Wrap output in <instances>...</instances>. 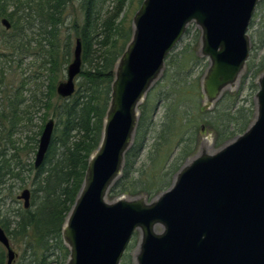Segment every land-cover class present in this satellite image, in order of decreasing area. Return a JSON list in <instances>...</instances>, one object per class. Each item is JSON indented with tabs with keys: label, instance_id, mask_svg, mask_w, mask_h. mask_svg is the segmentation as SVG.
I'll return each mask as SVG.
<instances>
[{
	"label": "water",
	"instance_id": "water-1",
	"mask_svg": "<svg viewBox=\"0 0 264 264\" xmlns=\"http://www.w3.org/2000/svg\"><path fill=\"white\" fill-rule=\"evenodd\" d=\"M259 0H144L132 20V38L116 63L102 139L64 227L66 264H119L132 235L141 231L137 264H264V73L258 81L257 114L246 132L214 155L183 168L176 182L151 204L140 199L105 202L121 175L137 124V109L168 55L190 23L201 33L208 58L204 88L210 100L239 76L249 58L247 30ZM8 30L10 24L1 20ZM81 43L74 42L66 79L57 96L75 92ZM54 121L43 126L33 168L43 163ZM29 207L30 191L18 196ZM160 228V233L155 228ZM6 264L17 254L0 227Z\"/></svg>",
	"mask_w": 264,
	"mask_h": 264
},
{
	"label": "trees",
	"instance_id": "trees-1",
	"mask_svg": "<svg viewBox=\"0 0 264 264\" xmlns=\"http://www.w3.org/2000/svg\"><path fill=\"white\" fill-rule=\"evenodd\" d=\"M75 1L78 5V14L72 17L69 27L74 33L71 48V35L65 34L63 39L61 36L62 29L66 27L69 7L73 5L74 0H0V21L6 19L10 24L8 30L12 31L10 34L3 31L4 44L12 48V43L31 34L33 48L42 51L46 66V85L40 106L36 100H25L21 94H16L14 100L9 101L10 110L3 117L7 120L8 126L0 129V138L8 140L14 153L8 160L7 154L0 150V186L4 184L3 178L6 175L19 176L16 170L19 162L16 158L20 145L12 139L13 135L25 133L28 137L29 150L34 153L39 140L37 137H40L46 120L50 117L49 119L54 121L53 135L42 165L34 170L33 164H28V169L33 174L30 179L29 207L24 209L22 205L5 214L0 209V227L10 242L15 241L20 245L21 254L17 264H50L52 258L56 264L67 263L69 250L64 244L63 226L84 183L89 160L100 145L104 118L111 100L115 65L132 38V19L127 16L125 9L135 1L134 11L137 12L144 0ZM256 17L257 15L250 26L251 28L257 26L254 31L259 34L258 44L254 42L256 46L254 50L257 52L264 48V21L259 28L260 23L255 24ZM76 39L81 43V72L76 78L74 94L63 99L57 96L55 91L56 76H60L65 65L68 66L71 62ZM248 59L246 72L250 74V78L255 79L264 70V54L260 57L249 54ZM176 74L181 76L177 69L171 73V79L181 87L177 86L174 90H178V94L183 93L184 87L190 85L189 75L185 74L178 80ZM178 94H175L174 105L169 104L166 112V123L163 125L166 150L160 154L159 148L155 152L156 164H159L167 154L170 155L177 136L178 142H181V137L186 133L187 125L190 123V110H179L180 104L190 101L184 95L186 99L178 101ZM197 97L198 95L194 102L190 103L193 104L190 107L193 112L199 111ZM40 109L44 110L41 125L36 126L37 131L34 132L31 130L32 126H35L33 121ZM140 119L135 132L136 139L124 155L122 174L110 188V193L137 191L133 194L137 195L154 186L148 181L141 180L142 177L150 178L154 171L146 173L145 169L141 172L134 169L142 146L140 143L142 138L138 135L147 128L146 109H143ZM204 120L217 133L219 143L237 134H244L249 127L247 114L242 108L232 106L230 97L226 99V96L218 101L211 111V116ZM232 124L240 127L228 135L227 127ZM170 138H172L170 144H165ZM13 160L14 167L11 165ZM174 170L173 173L178 168L175 166ZM133 174H137V179L132 178ZM167 175L162 174L158 181L161 178L167 181ZM158 181L157 191L167 190V183L161 185ZM120 261L121 264H127L125 254ZM0 264H6V252L1 245Z\"/></svg>",
	"mask_w": 264,
	"mask_h": 264
},
{
	"label": "rangeland",
	"instance_id": "rangeland-1",
	"mask_svg": "<svg viewBox=\"0 0 264 264\" xmlns=\"http://www.w3.org/2000/svg\"><path fill=\"white\" fill-rule=\"evenodd\" d=\"M134 10L135 1L129 7L127 5V8L125 9V11H127V16L132 20L136 13ZM77 14L78 5L77 1L74 0L73 5L69 7L66 27L62 29L61 36V39H63L65 34L71 35V48L73 47L74 33L69 27L72 17ZM255 15H257L255 24L260 23V26H258L261 28V23L264 21V0H259L253 13L252 20H254ZM250 24L247 30L250 47L249 52L251 55L254 54L255 57H260L264 54V48L257 52L254 50V47L256 48L254 42L255 44H258L257 36H259V34L258 32L254 33L257 26L255 28L254 25V27L251 28ZM3 31L8 34L12 32L11 30L6 31L0 24V129H4L8 126L7 120H4L3 117L8 114L11 104L9 101H13L16 94H21L25 100L34 99L38 102V106H40L46 85V66L43 53L42 51L34 50L31 34H27L23 40H17L15 43L11 42L12 48H10V45L4 44L5 39H3ZM254 38H256V40ZM168 56L169 57L166 58L164 62L165 65L161 72L151 83L145 97L140 102L137 109L138 116L136 128L141 121L140 117L142 118L143 109H146L148 123L145 124V126L147 125L146 131L143 132V129H145V127H143V131L138 135L142 138V141L140 142L142 146L140 148L139 157L134 163V169L138 170V172L145 169L146 173L154 171L150 174V178H141V180L148 181L151 186L152 184H154V186H150V190L137 195H133L137 191L123 194H115V192L110 193L108 191L105 197V202L108 204H113L119 199L125 201L140 199L147 205L153 203L161 193L166 190L157 191L156 189V186H158L156 183L162 174H168L167 181L164 178H161L158 183L161 185L167 183L166 185L170 188L171 185L176 182L179 172L187 167L194 159L200 156L214 155L234 140L237 135L240 136L237 134L228 140L223 139L224 142L219 143L217 141V133L213 131L205 122L206 120H204L206 117L211 116V111L223 96H226V99L230 97V104H232V106L244 110L247 114V118H249V125L256 117V93L258 91V81L264 73V70L253 79L250 78V74H247L245 64V67L242 69L237 79L231 85L225 87L216 100H210L204 88V83L209 70V61L208 58L201 53V33L196 24L190 23L186 27L183 37ZM66 66L67 65L64 67V71L60 73V76H56L57 81L55 82V87L58 82L66 79ZM177 69L181 74V76H177L176 74L178 80L183 78L185 74L189 75L188 79L190 85L184 87V92L179 93L181 95L177 93L178 90H174L175 87H181V85L171 79V73ZM175 94H178V101L187 98L190 103L194 102L196 95H198L197 102L199 103V111H191L190 107H192L193 104H190L188 101L182 103L183 105L180 104V111L183 109L190 110V123L187 125V131L182 135L181 142H178L179 136L176 137L170 155L167 154L159 164H156L154 158L155 152L159 148H161L159 152L160 154L166 150L164 146L163 130L166 123V112L168 111L169 104L174 105V98H176ZM43 113V109L38 110L36 113V118L33 121L35 126H32V131H37V127L41 125ZM239 127L240 125L232 124L227 127V134L229 135L234 129H239ZM140 128H142L141 124ZM135 132L127 150L133 145V142L136 139ZM12 139L20 145V151L16 158L19 164L17 169L15 168L19 172V176L8 174L3 178L4 184L0 186V209L3 214L11 213L18 207H22L23 201H18L17 196H19L24 189L31 191L30 179L33 175L28 169V164L33 163L35 152L31 153L29 150L30 146L27 145L28 137H26L25 133H17L13 135ZM37 139H39V136ZM171 141L172 138L167 139L165 144L169 145ZM187 145H189V148L186 149ZM0 150H3L7 154L8 160L13 157L12 155L14 151L11 150L8 140L5 139L4 141L0 138ZM13 164L14 160L11 165L13 166ZM175 166L178 170L173 173L175 171ZM136 175L137 174H133L132 178L137 179ZM120 176L113 182L112 186L118 181ZM21 180H23V182ZM152 188L155 190H152ZM155 232L160 233V228L156 227ZM141 243V231L136 230L124 253L126 255L127 264H137L136 259L140 254ZM10 245L13 251L17 254V259L14 261V264H17L18 258L21 254L20 245L15 241H11ZM50 264H56L53 258L50 260ZM119 264H121V261Z\"/></svg>",
	"mask_w": 264,
	"mask_h": 264
},
{
	"label": "flooded vegetation",
	"instance_id": "flooded-vegetation-1",
	"mask_svg": "<svg viewBox=\"0 0 264 264\" xmlns=\"http://www.w3.org/2000/svg\"><path fill=\"white\" fill-rule=\"evenodd\" d=\"M0 24H1V21H0ZM2 25V24H1ZM34 157H35V155H34ZM33 162H34V160H33ZM33 164V163H32ZM17 200H18V196H17ZM18 201H20V200H18ZM23 205V204H22Z\"/></svg>",
	"mask_w": 264,
	"mask_h": 264
}]
</instances>
